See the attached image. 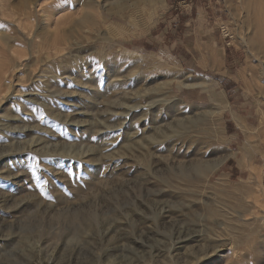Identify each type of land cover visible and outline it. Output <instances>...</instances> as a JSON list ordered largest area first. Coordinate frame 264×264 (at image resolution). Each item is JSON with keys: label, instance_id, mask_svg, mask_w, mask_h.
Masks as SVG:
<instances>
[{"label": "rangeland", "instance_id": "374dc122", "mask_svg": "<svg viewBox=\"0 0 264 264\" xmlns=\"http://www.w3.org/2000/svg\"><path fill=\"white\" fill-rule=\"evenodd\" d=\"M60 1L0 0V264H264V1Z\"/></svg>", "mask_w": 264, "mask_h": 264}, {"label": "bare ground", "instance_id": "6f19581e", "mask_svg": "<svg viewBox=\"0 0 264 264\" xmlns=\"http://www.w3.org/2000/svg\"><path fill=\"white\" fill-rule=\"evenodd\" d=\"M29 1V0H28ZM36 1V0H35ZM64 0H62V1H60V3L61 2H63ZM77 1H79V0H77ZM77 1H76V3H77ZM97 1L98 0H86L85 1V3L84 4H86L87 6H91V4H92V2H96L97 3ZM109 1V0H108ZM257 1V0H256ZM264 1V0H263ZM75 2V1H74ZM74 2H72V3H74ZM116 2V1H115ZM34 3V2H33ZM42 3V2H41ZM40 3V4H41ZM58 3V2H57ZM69 3V2H68ZM106 3V2H105ZM136 2H134V4H135ZM145 3V2H144ZM153 3H155V2H153ZM80 4V3H79ZM111 4V3H110ZM120 4H121V2H120ZM257 4V3H256ZM27 5V4H26ZM30 5H31V3H30ZM60 5V4H59ZM62 5H64V4H62ZM67 5V4H66ZM76 5V4H75ZM78 5V4H77ZM81 5V4H80ZM98 5H99V3H98ZM104 5V4H103ZM103 5H100V6H102L103 7ZM113 5V4H112ZM145 5V4H144ZM3 6V5H2ZM28 6V5H27ZM41 6V5H40ZM55 6V5H54ZM70 6V5H69ZM257 6V5H256ZM5 7V6H4ZM3 7V8H4ZM31 7V6H30ZM39 7V6H38ZM41 7H43V6H41ZM40 7V8H41ZM64 7V6H63ZM106 7V6H105ZM56 8V7H55ZM99 8V7H98ZM112 8V7H111ZM262 8V7H261ZM42 9V8H41ZM44 9V8H43ZM109 9V8H108ZM263 9V8H262ZM27 10V9H26ZM29 10V9H28ZM28 10L26 11V12H28ZM45 10V9H44ZM43 10V11H44ZM46 10H47V8H46ZM49 10V9H48ZM57 10V9H56ZM94 10H96V9H94ZM258 11H260V8H259V10ZM262 11V10H261ZM34 12H35V10H34ZM38 12H40V11H38ZM42 12V11H41ZM45 12V11H44ZM48 12V11H47ZM47 12H45V13H47ZM263 12V11H262ZM9 13V12H8ZM29 13V12H28ZM43 13V12H42ZM44 13V14H45ZM50 13V12H49ZM10 14V13H9ZM18 14V17H19V12L17 13ZM22 14V13H21ZM51 14L52 13H50L49 15L51 16ZM154 14V13H153ZM30 15V14H29ZM41 15V14H40ZM43 15V14H42ZM41 15V16H42ZM48 15V14H47ZM24 15H21V17H22V19L23 18H25V16H28V15H25L24 17H23ZM31 16V15H30ZM45 16H46V14H45ZM50 16H48V17H50ZM9 17V16H8ZM11 17V16H10ZM44 17V16H43ZM53 17V16H52ZM64 17H65V15H64ZM63 17V18H64ZM26 18H28V17H26ZM42 18V17H41ZM47 18V17H46ZM260 18H262V16L260 17ZM33 19V18H32ZM84 19V18H83ZM263 19V18H262ZM14 23V22H13ZM64 30V29H63ZM47 31V30H46ZM31 32V31H30ZM5 35V34H4ZM32 37V36H31ZM37 37V36H36ZM40 37H42V36H40ZM44 37V36H43ZM5 38V37H4ZM3 39V38H2ZM45 39V38H44ZM6 40L8 41V38H6ZM36 41V40H35ZM40 41V40H39ZM39 41H36L37 42V45H40L41 43V41H42V39H41V41L39 42ZM38 42L40 43V44H38ZM45 42H47V41H45ZM55 43V42H54ZM8 44H9V42H8ZM36 47V46H35ZM40 47V46H39ZM57 46L55 45V48H56ZM59 47V46H58ZM38 48V47H37ZM43 48V47H42ZM60 48H61V46H60ZM1 49V48H0ZM38 49H40V48H38ZM59 49V48H58ZM58 49H57V52H58ZM62 49H64V48H62ZM37 50V49H36ZM46 50V49H45ZM60 50V49H59ZM39 51V53H40V51L41 50H38ZM54 51V50H53ZM62 51V50H61ZM35 52H37V51H35L34 50V53ZM43 52V51H42ZM45 52V51H44ZM49 52V51H48ZM56 52V51H55ZM56 52V53H57ZM60 52V51H59ZM58 52V53H59ZM13 53V52H12ZM46 53H47V51H46ZM50 53V52H49ZM43 56H44V54H43ZM48 56H49V54H48ZM38 57V56H37ZM41 57V56H40ZM42 58V57H41ZM44 58V57H43ZM48 59H49V57H47ZM47 58H44L45 60L47 59ZM34 59H35V57H34ZM40 59V58H39ZM63 60V59H62ZM14 61H15V59H14ZM76 61V60H75ZM45 62V64H46V62H49V60L47 61H43V63ZM71 62V61H70ZM78 62V61H77ZM23 63V62H22ZM50 63V62H49ZM48 64V63H47ZM46 64V65H47ZM67 64V63H66ZM6 65H7V63H6ZM6 65H4V66H6ZM68 65V64H67ZM52 66V65H51ZM16 64H11V65H7L6 67H3V66H0V103L2 102V99L4 98V95H6L5 93H8L7 91L9 90V88L11 87V84L12 85H15V84H17V83H15V84H13L12 82H11V84H6V83H4V81L6 82V80L7 79H9V78H11L12 77V74H13V71H15V70H17L16 68ZM15 69V70H14ZM53 72V71H52ZM15 73V72H14ZM64 73V72H63ZM15 75V74H14ZM16 76V75H15ZM115 77V76H114ZM15 78V77H14ZM31 78V77H30ZM38 78H39V76H38ZM21 79V78H20ZM41 79V78H40ZM94 79V78H93ZM18 80V79H17ZM54 80V79H53ZM35 82V81H34ZM33 82V83H34ZM46 81H44V83H45ZM98 82V81H97ZM10 83V82H9ZM54 83V82H53ZM94 83V82H93ZM123 83V82H122ZM206 81L204 80V79H202V78H193V77H183L182 75L181 76H179V79H178V81H177V88H185V87H189V88H201L202 90H206ZM113 85V84H112ZM122 85V84H121ZM116 85H114V87H115ZM31 87V86H30ZM43 87V86H42ZM99 87V86H98ZM21 89V88H20ZM27 89V88H26ZM31 89V88H30ZM118 89V88H117ZM13 90V89H12ZM11 90V91H12ZM44 90H46V89H44ZM18 91V90H17ZM23 91H24V89H23ZM30 91V90H29ZM19 93V92H18ZM25 93V92H24ZM43 93V92H42ZM15 94V93H14ZM27 93H25V95H26ZM23 95V94H22ZM3 96V97H2ZM24 96V95H23ZM6 97V96H5ZM33 97H35V96H33ZM18 99V98H17ZM25 99H28V98H25ZM47 99V98H46ZM4 100H5V98H4ZM3 100V101H4ZM14 100V99H13ZM45 100V99H44ZM39 101V100H38ZM23 102V101H22ZM33 102H34V100H33ZM26 103V102H25ZM27 104V103H26ZM32 104V103H31ZM34 104V103H33ZM36 104H38L37 102H36ZM40 104V103H39ZM31 106V105H30ZM34 106V105H33ZM37 106V105H36ZM176 106V105H175ZM15 107V106H14ZM172 108V106L170 105L169 106V104H168V107L166 108L167 109V111H166V109H165V114L166 113H169V110L168 109H171ZM37 109V108H36ZM19 110V109H18ZM24 110H26V109H24ZM29 111V110H28ZM31 111V110H30ZM37 111V110H36ZM43 111V110H42ZM22 112V111H21ZM20 112V113H21ZM32 112V111H31ZM34 112V111H33ZM171 113L173 112V111H170ZM17 113H18V111H17ZM43 113V112H42ZM175 118V120L173 119V121H169V122H167V124L166 125H164V126H156L155 128H153L152 127V129H150V131H154L155 133H154V135H150L149 137H150V139L153 141L154 139H157V138H155V137H162V135H163V137H167L165 134L167 133V132H169V131H171V132H173L175 135L176 134H179V135H185L186 133H187V131L190 129V124H193V122L194 121H196V118L198 117V115H194V113H192V111H186L185 112V110H184V113H176L175 115H173L172 116V118ZM234 120L236 121V123L241 127V128H244V129H246L247 128V126H245L244 125V123L238 118V117H234ZM161 121H159V123H160ZM162 123V122H161ZM164 124V123H163ZM4 126V125H3ZM0 127H2V126H0ZM173 138V137H172ZM171 138V139H172ZM149 139V138H148ZM162 139V138H161ZM177 139H175V141H176ZM166 144V143H165ZM157 145V144H156ZM160 145V144H159ZM164 146V145H163ZM167 146V145H166ZM162 147V146H161ZM150 149V148H149ZM145 151V150H144ZM143 151V152H144ZM142 152V153H143ZM175 152V151H174ZM147 153V152H146ZM227 155H224V157L223 158H221V159H218V160H216L215 162H211L210 164H205L204 165V168L202 169V171H203V176L204 177H207L209 174H211L213 171H215V170H217L220 166H221V164L224 162L223 161V159L226 157ZM144 157V155H142V158ZM182 172V176L184 177V178H189L188 177V175L185 173V171H181ZM89 181H91V180H89ZM89 184V183H88ZM91 184V183H90ZM191 249V248H190ZM192 252V251H191ZM194 257V256H193Z\"/></svg>", "mask_w": 264, "mask_h": 264}, {"label": "crops", "instance_id": "0c3cea01", "mask_svg": "<svg viewBox=\"0 0 264 264\" xmlns=\"http://www.w3.org/2000/svg\"><path fill=\"white\" fill-rule=\"evenodd\" d=\"M195 1H197V0H195ZM202 1H203V0H202ZM203 4H204V5H203ZM200 5H201V6L203 5L202 7H207V6H208L206 2H205V3H201V2H200ZM199 13H200V12H199ZM225 52H226V56H227V54H228L229 52H231V50L226 48V51H225ZM228 56H229V54H228ZM231 56H232V55H231ZM234 57H235V55H234ZM226 58H227V57H226ZM228 61H229V60H228ZM218 79H219V78H218ZM225 87H226L227 90H228V91L226 92L227 95H229V98L232 99L233 96H232V93H231V91H230L232 86H230L229 84H226V83H225V84H224V90H225Z\"/></svg>", "mask_w": 264, "mask_h": 264}, {"label": "trees", "instance_id": "16d2710c", "mask_svg": "<svg viewBox=\"0 0 264 264\" xmlns=\"http://www.w3.org/2000/svg\"><path fill=\"white\" fill-rule=\"evenodd\" d=\"M231 162H232V161H229V160L227 161V163H231Z\"/></svg>", "mask_w": 264, "mask_h": 264}]
</instances>
